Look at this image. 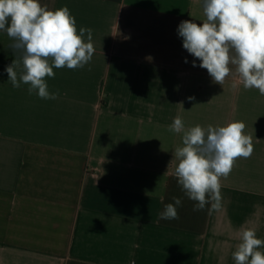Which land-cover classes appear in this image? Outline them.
<instances>
[{
	"label": "crops",
	"instance_id": "crops-1",
	"mask_svg": "<svg viewBox=\"0 0 264 264\" xmlns=\"http://www.w3.org/2000/svg\"><path fill=\"white\" fill-rule=\"evenodd\" d=\"M39 3L67 6L94 53L83 68L53 67L45 81L60 95L45 100L8 81L21 52L0 30V264H236L244 229L264 240V95L233 64L216 83L183 48L178 26L205 22L204 0ZM234 121L254 151L220 178L219 209L193 211L175 151L191 127ZM173 196L180 219L160 220Z\"/></svg>",
	"mask_w": 264,
	"mask_h": 264
},
{
	"label": "clouds",
	"instance_id": "clouds-1",
	"mask_svg": "<svg viewBox=\"0 0 264 264\" xmlns=\"http://www.w3.org/2000/svg\"><path fill=\"white\" fill-rule=\"evenodd\" d=\"M204 13L206 21L200 25L180 22L177 31L183 48L201 61L199 67L216 83L223 85L233 64L244 88H256L264 95V0H204ZM0 30L13 39V49L21 52L19 60L14 59L5 69L8 81L14 88L30 85L28 93L35 91L45 100L60 95L59 90L49 91L45 81V77L55 76L53 67L83 68L94 53L93 30L80 28L77 34L67 6L48 10L39 0H0ZM85 33L88 42L83 39ZM193 66H197L195 60ZM17 67H21L19 76ZM183 129L180 117L169 126V131L177 133ZM244 129L243 122L234 121L207 129L197 125L184 132L183 146L175 151V175L185 196L194 202L193 211H203L209 204V212L220 208V178L231 173L237 159H247L254 151L252 138ZM172 200L174 203L164 205L160 220L180 219L182 198L173 196ZM262 245L264 240L257 238L255 229H244L242 242L233 253L236 264H264V252L258 250Z\"/></svg>",
	"mask_w": 264,
	"mask_h": 264
}]
</instances>
